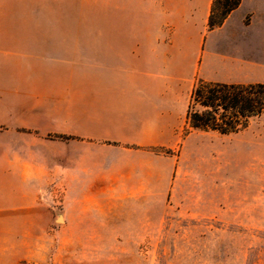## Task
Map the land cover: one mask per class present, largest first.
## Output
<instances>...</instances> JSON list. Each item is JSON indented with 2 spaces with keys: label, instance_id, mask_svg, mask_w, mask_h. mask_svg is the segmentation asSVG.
Here are the masks:
<instances>
[{
  "label": "crops",
  "instance_id": "crops-1",
  "mask_svg": "<svg viewBox=\"0 0 264 264\" xmlns=\"http://www.w3.org/2000/svg\"><path fill=\"white\" fill-rule=\"evenodd\" d=\"M70 1L0 0V208L56 225L51 237L120 241L91 226L154 222L176 163L154 150L181 143L196 75L264 84V0H243L214 31L213 0H101L94 18L92 0L83 12ZM45 235L38 263L59 250Z\"/></svg>",
  "mask_w": 264,
  "mask_h": 264
},
{
  "label": "rangeland",
  "instance_id": "rangeland-1",
  "mask_svg": "<svg viewBox=\"0 0 264 264\" xmlns=\"http://www.w3.org/2000/svg\"><path fill=\"white\" fill-rule=\"evenodd\" d=\"M70 4L83 12L82 0ZM101 4L92 0L93 18L101 14ZM185 127L181 143L169 149L174 155H165L176 163L169 191L155 194L153 223L91 226L93 232H117L123 239L75 242L67 230L47 235L56 225L20 223L0 208V264H264V116L231 136L191 131L184 138ZM4 195L0 187L1 207ZM63 201L62 193L53 194L58 210ZM43 233L47 242L59 244L47 254L55 261L37 262L35 245ZM83 243L85 249L75 247Z\"/></svg>",
  "mask_w": 264,
  "mask_h": 264
},
{
  "label": "trees",
  "instance_id": "trees-1",
  "mask_svg": "<svg viewBox=\"0 0 264 264\" xmlns=\"http://www.w3.org/2000/svg\"><path fill=\"white\" fill-rule=\"evenodd\" d=\"M243 0H213L208 31L221 28ZM264 116V84H227L197 77L190 94L183 137L191 131L213 132L223 136L246 131L254 119ZM67 140L66 137H60ZM158 154L174 155L166 148Z\"/></svg>",
  "mask_w": 264,
  "mask_h": 264
}]
</instances>
